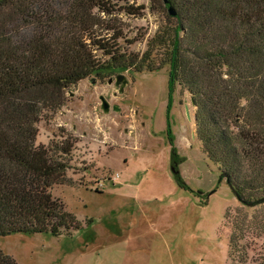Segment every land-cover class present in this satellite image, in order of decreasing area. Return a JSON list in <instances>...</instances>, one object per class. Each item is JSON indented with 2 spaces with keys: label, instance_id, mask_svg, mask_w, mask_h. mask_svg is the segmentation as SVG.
<instances>
[{
  "label": "trees",
  "instance_id": "16d2710c",
  "mask_svg": "<svg viewBox=\"0 0 264 264\" xmlns=\"http://www.w3.org/2000/svg\"><path fill=\"white\" fill-rule=\"evenodd\" d=\"M121 1L0 0V237L82 228L52 193L66 184L75 142L38 145V124L68 89L115 70L168 66L221 179L243 206L264 207V0H151L166 22L143 55L122 45L135 41L120 16L145 8ZM243 230L234 224L232 249ZM0 264L17 262L0 250Z\"/></svg>",
  "mask_w": 264,
  "mask_h": 264
},
{
  "label": "rangeland",
  "instance_id": "374dc122",
  "mask_svg": "<svg viewBox=\"0 0 264 264\" xmlns=\"http://www.w3.org/2000/svg\"><path fill=\"white\" fill-rule=\"evenodd\" d=\"M125 1L145 8L120 16L135 41L122 45L143 55L166 15L151 0ZM195 112L168 66L105 72L68 89L64 107L38 124L37 144L74 140L66 184L52 193L82 228L0 237V250L17 264H264V207L243 206L221 179ZM234 224L244 230L232 249Z\"/></svg>",
  "mask_w": 264,
  "mask_h": 264
},
{
  "label": "water",
  "instance_id": "95a60500",
  "mask_svg": "<svg viewBox=\"0 0 264 264\" xmlns=\"http://www.w3.org/2000/svg\"><path fill=\"white\" fill-rule=\"evenodd\" d=\"M163 1H164L165 5L169 4L168 0H163ZM168 11H169L170 16L175 17L176 13H175V11H174V9L172 7H170L168 9ZM110 83H112V81ZM121 84H123V86H125L127 84V81H126L124 76H118L117 77V85L120 86ZM101 101L103 103L104 111L108 113L110 111L109 103L107 102V100L104 97H101ZM114 110L115 111H119V108L118 107H114Z\"/></svg>",
  "mask_w": 264,
  "mask_h": 264
}]
</instances>
